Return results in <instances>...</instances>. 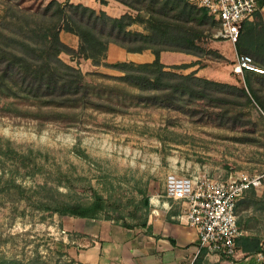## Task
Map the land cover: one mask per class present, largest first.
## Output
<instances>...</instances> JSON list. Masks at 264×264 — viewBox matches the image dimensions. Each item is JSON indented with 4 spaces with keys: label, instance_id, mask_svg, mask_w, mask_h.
Instances as JSON below:
<instances>
[{
    "label": "rangeland",
    "instance_id": "rangeland-1",
    "mask_svg": "<svg viewBox=\"0 0 264 264\" xmlns=\"http://www.w3.org/2000/svg\"><path fill=\"white\" fill-rule=\"evenodd\" d=\"M50 1L53 0H14L11 4L16 7L7 9L8 1L0 0V31L6 36L10 34L6 24L12 14L9 11L35 12ZM54 1L99 8L96 0ZM204 46L207 53L190 62L196 64L195 68L178 73L194 72L201 78L245 87L244 75L231 73L234 56L237 57L234 46L213 36L207 37ZM61 58L83 73L120 76L105 65L93 67L90 61L76 64L67 55ZM118 59L119 56L110 58L104 64L120 62ZM189 60L180 53L165 52L161 57L166 66ZM246 77L264 79V75ZM211 96L229 97L221 90ZM239 104L202 101L182 111L130 107L114 115L87 109L68 113L71 126L58 123L38 126L34 122L0 117L1 145L9 142L27 161L23 165L0 154V188L5 183L10 186L0 192V258L33 264H86L77 257V249L85 247L75 248L71 244V239L79 238L67 232L64 217L51 215L38 206H51L54 201L70 207L86 205L96 193L104 199L106 214L115 222L139 224L146 213L141 202L164 194L165 179L170 174L258 176L261 186L255 194L264 200V113L255 106ZM226 111L228 114L222 119ZM14 186H20L25 194L20 197ZM236 215L241 235L250 236L249 247L256 248L251 260L264 264V211L244 204ZM247 227L248 232L242 230ZM239 246L242 247L241 241ZM237 254L236 250L233 257L223 259L231 262Z\"/></svg>",
    "mask_w": 264,
    "mask_h": 264
},
{
    "label": "trees",
    "instance_id": "trees-1",
    "mask_svg": "<svg viewBox=\"0 0 264 264\" xmlns=\"http://www.w3.org/2000/svg\"><path fill=\"white\" fill-rule=\"evenodd\" d=\"M7 1V9L16 7L11 4L14 0ZM96 1L105 6L109 0ZM112 1L124 6L128 12L112 18L102 10L54 0L35 12L9 11L12 14L6 24L11 29L10 34L6 36L0 31V117L34 122L38 126L52 123L71 126L73 122L68 114L71 112L89 109L114 115L124 113L130 107H166L182 111L202 101L231 106H239L241 102L264 113V79L247 77L245 87H239L197 77L194 72L178 73L194 67L195 63L166 66L161 62V54L165 52L197 58L207 53L205 41L216 33L219 23L205 9L188 0ZM133 26L140 27L141 31L132 30ZM61 33L75 37L77 48L65 44L60 39ZM109 45L132 54L149 51L154 60L141 64H104ZM256 53L263 55L259 50ZM62 55L69 56L76 64L90 61L93 67L105 65L120 76L83 73L77 66L64 62ZM259 59L256 57L253 62L264 68V61ZM220 90L231 98H212V93ZM227 114L228 111L222 119ZM0 154L23 165L27 163L9 142L3 145L0 142ZM14 187L20 197L25 194L20 186ZM9 188L5 183L0 192ZM244 204L264 211V200L256 197L254 189L245 192L244 198L237 203L236 214ZM38 207L59 218L114 221L106 214L104 199L96 193L86 205L70 207L54 201L51 206ZM141 207L146 213L139 224H120L124 227L144 226L148 205L142 201ZM237 222L240 228V222ZM242 230L248 232V227ZM204 254L205 250L200 251L195 262L198 263ZM0 264L33 263L0 258Z\"/></svg>",
    "mask_w": 264,
    "mask_h": 264
},
{
    "label": "crops",
    "instance_id": "crops-1",
    "mask_svg": "<svg viewBox=\"0 0 264 264\" xmlns=\"http://www.w3.org/2000/svg\"><path fill=\"white\" fill-rule=\"evenodd\" d=\"M188 1L192 5L199 7V0ZM257 4L258 12L245 20L240 41L237 44V51L235 49L236 53H234L235 55H249L252 59L259 57L264 61V0H258ZM98 5L99 8L95 6H90V8L95 10L100 9L112 18H119L128 12L124 6L112 0H109L105 6ZM131 29L141 31V28L137 26H133ZM60 39L71 48H77L78 42L75 37L61 33ZM256 50L262 52L263 55L257 56ZM220 55L222 56V54ZM116 56L120 57L118 59L120 62H133L137 64L151 63L154 60V56L149 51L132 54L125 52L115 45H109L107 51L108 59L106 58V61ZM184 56L190 58V60L189 62H181V64L196 60L192 56ZM234 62L235 56L233 64ZM195 76L199 77L198 73ZM146 204L148 205L146 222L141 227H124L120 223L108 220H84L64 217V226L67 232H72L75 234V237L79 238L76 240L71 239V244L75 248L80 246L85 247L83 250L77 249V257L80 258V261L86 264L257 263L251 260L254 257L251 254L256 251V248L255 246L249 247L251 239L250 236L246 237L245 235H241L239 240H237L236 250L238 254L231 262L223 259L220 255L209 249H202L205 250V254L196 263L195 260L200 251H198L195 228L179 222L177 219L179 210L176 207L169 212L162 210L159 216L151 217L149 203L147 202ZM240 241L242 242V247L239 246Z\"/></svg>",
    "mask_w": 264,
    "mask_h": 264
},
{
    "label": "built area",
    "instance_id": "built-area-1",
    "mask_svg": "<svg viewBox=\"0 0 264 264\" xmlns=\"http://www.w3.org/2000/svg\"><path fill=\"white\" fill-rule=\"evenodd\" d=\"M258 0H199L198 6L219 23L213 35L215 40L230 42L234 48L241 36L245 20L258 12ZM235 75L262 76L264 69L253 62L249 55H239L232 67ZM261 186L258 176L245 173H229L211 176L192 173L187 177L170 174L165 179L164 194L149 198L150 216L157 217L163 211L178 208L179 222L195 228L198 251L209 249L231 258L236 253L240 228L235 213L237 203L245 192Z\"/></svg>",
    "mask_w": 264,
    "mask_h": 264
},
{
    "label": "water",
    "instance_id": "water-1",
    "mask_svg": "<svg viewBox=\"0 0 264 264\" xmlns=\"http://www.w3.org/2000/svg\"><path fill=\"white\" fill-rule=\"evenodd\" d=\"M147 203V201H145V204Z\"/></svg>",
    "mask_w": 264,
    "mask_h": 264
}]
</instances>
